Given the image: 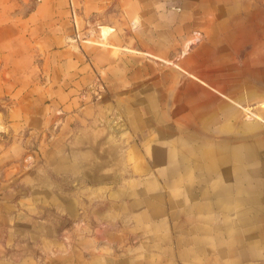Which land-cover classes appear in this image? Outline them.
Returning <instances> with one entry per match:
<instances>
[{"label":"crops","instance_id":"0c3cea01","mask_svg":"<svg viewBox=\"0 0 264 264\" xmlns=\"http://www.w3.org/2000/svg\"><path fill=\"white\" fill-rule=\"evenodd\" d=\"M70 1L78 30L85 28L84 17L100 18L99 38L94 40L100 46L77 47L66 41V36L74 35L69 0H0L4 4L0 6V240L46 245L59 234L67 242L74 240L66 246L59 241L55 251L46 252L48 264H189L190 258L200 264H264V53L253 50L249 62L240 68L228 63L225 73H218L222 67L217 62L206 68L187 62L198 68L190 75L200 83L186 84L178 96L176 112L183 113L175 119L176 129L161 124L160 138H170L168 144L154 145L142 160L137 143L115 146L88 125L95 108L88 94L80 95L79 86L94 76L99 63L123 62L118 49H129L123 44L142 33L136 29L129 37L119 32L125 15L122 6L127 5L132 16L135 3L146 0ZM174 1L184 10L194 2ZM218 1L196 0L197 10L191 9L202 15L212 9L219 16L225 14L213 25V42L220 36L236 45L252 39L254 30L264 26L258 7L264 0H222L230 1L226 9ZM237 8L242 11L233 16ZM46 32L58 35L62 46L46 49ZM157 36L153 30L146 35L150 48H163L171 41L170 37L165 41L166 34ZM35 58L44 72L45 67L52 68L46 86L38 78ZM107 71L102 80L124 82L118 75L109 77ZM232 72L240 76L232 79ZM112 91L108 87L94 102L101 111L110 109ZM124 93L118 91L116 97ZM147 97V110L154 112L153 98ZM245 102L258 105L253 111L238 105ZM135 108L123 105L118 112L132 114L127 124L140 130ZM159 117L164 120L166 113ZM101 147L117 164L127 160L131 175L122 174L112 184L89 183L100 178L93 176L94 163L106 162ZM158 164L165 165L160 175L169 188L188 178L184 175L190 174L189 169L196 171L185 202L163 201V193L156 189ZM126 179L132 185L125 184ZM75 180L78 184L72 186ZM45 207L65 212L71 228L57 234L45 217H37ZM89 212L95 214L98 227L91 224ZM119 217L165 228L149 244L159 253L145 260L135 254L117 258L108 247H100L102 240L114 239L111 229L118 228ZM18 255V262L29 263L27 254Z\"/></svg>","mask_w":264,"mask_h":264},{"label":"rangeland","instance_id":"374dc122","mask_svg":"<svg viewBox=\"0 0 264 264\" xmlns=\"http://www.w3.org/2000/svg\"><path fill=\"white\" fill-rule=\"evenodd\" d=\"M191 4L190 8L183 9L180 2L174 0H146L144 2L135 3L133 15L129 14V7L127 5L122 6V24L119 26L122 30L119 31L125 36H131L136 29L142 33L140 37H133L130 39V43H124L129 47L119 48L117 56L122 58L123 62H104L99 63V68L96 67L94 76L87 80L84 84L79 86L80 95H87L91 98L94 105V115L90 116L88 125L92 126L94 132H99L101 138H107L110 144L117 145L118 147L127 146L132 143H137L140 146V152L142 154V160L147 158L151 148L154 145L166 146L168 139L160 138V126L161 124H169L176 129V117L182 115L183 112H176L180 104L178 96L183 92V88L186 84L194 82L199 84L200 82L192 77L190 74L197 72V69L190 68L187 62H199L203 68L212 66L217 62V66L222 67L218 73L227 72L228 63L234 64L238 68L242 67L244 62H249L250 53L255 50L257 52L264 53V43L261 41L264 39V26L258 30H254L255 36L250 40H242L232 46L228 45L225 40L218 37V41L213 42V25L215 22L221 20L224 15H218L217 11L206 12L202 15L200 12H193L197 10L198 4L196 0ZM230 1H218V5L226 9L228 8ZM4 5V4H0ZM70 14V21L74 28L73 36H66L68 43L74 44V46L80 47V44H92L94 46H100L95 43L94 40L99 38V26L100 18L95 17L93 14H89V17H84L83 29L78 30L75 25L74 11L71 5V1L67 5ZM258 7L262 12L264 19V1L258 4ZM240 9H234L232 11L233 16L240 14ZM182 12H186V18L181 16ZM151 14L150 19H148ZM155 14V20L152 17ZM131 16V22L129 17ZM91 17V18H90ZM119 17V18H121ZM123 17L125 19H123ZM133 17V18H132ZM157 23L154 25L153 22ZM124 22V24H123ZM249 23V21H247ZM91 27L87 30V27ZM114 28V26H110ZM48 29L46 28V31ZM106 27L102 28L103 33ZM149 30L157 32L158 36L166 34L165 41L171 38V41L163 46V48L157 46V49L150 48V44L146 43L145 37L149 34ZM46 32L44 35L45 40L52 41L46 44V49H56L61 47L63 40L56 38L58 35L49 34ZM220 33V32H219ZM146 34V35H145ZM170 34V35H169ZM157 36V37H158ZM31 37V36H30ZM33 37H36L33 35ZM260 39V41H256ZM159 40V38H158ZM92 42V43H89ZM94 42V43H93ZM35 45V43H34ZM36 46V45H35ZM102 48L107 45H101ZM136 49V50H135ZM42 59V56H38ZM33 62H36L38 68V78L46 86L49 84V78L47 75V67L41 69L38 64L37 58ZM105 70V71H104ZM109 74V77L118 75L124 79V82L115 79V82H106L102 80L104 73ZM240 74L232 72V79L238 78ZM108 83V85H107ZM55 84V82L53 83ZM56 85V84H55ZM108 87H112L113 98L111 99L110 109L101 111L94 102L100 100ZM119 87V88H118ZM125 92L121 94L119 99L116 97V92ZM13 94V93H12ZM150 94L153 98L154 112L148 111L149 101L147 95ZM14 95V94H13ZM133 95L136 96L133 97ZM90 101V99H89ZM124 106L136 107L138 117L141 122V129L137 130L130 127L127 123L130 122L132 114L123 115L118 111ZM244 108L251 109L253 111V105L245 102L244 104H238ZM251 107V108H250ZM153 112V113H152ZM161 112L166 113L164 120L160 119L159 114ZM245 115L242 114L241 117ZM160 119V120H159ZM87 123V122H86ZM149 125V126H147ZM175 134L176 131H173ZM173 134V136H174ZM107 146V144H105ZM104 146V147H105ZM101 154L105 163H102L100 173L105 175L103 181L87 182L96 185L100 183L112 184L120 181L122 174L125 177L131 175L129 163L127 160L123 163H116L113 156L107 155V152L101 147ZM103 160V161H104ZM131 163V162H130ZM133 163V162H132ZM131 163V165H133ZM164 164L157 165V191H161L164 195L166 203L173 202H185L187 198L186 188L191 185L193 181L197 179L196 171L189 169L190 174L184 175L188 177L185 180L179 181L175 187L169 188L163 182L164 179L160 175L165 171ZM108 176V177H107ZM107 177V178H106ZM78 181L75 180L71 185L77 186ZM127 184V179L126 183ZM132 185L130 184H127ZM14 189V187L12 188ZM104 195V194H103ZM103 197V196H102ZM165 203V204H166ZM46 209V210H45ZM45 210V211H44ZM91 224L94 227L99 226V222L96 219L94 213L88 214ZM38 218L45 217L51 224L57 234L62 233L63 230L69 229L72 226L70 217L65 212H60L51 207H45L37 214ZM148 220L137 219L135 222L132 220L118 218V228L111 229L114 239L102 240L100 247H108L111 251L110 254L114 257H125L128 255H134L136 259L145 260L149 255H155L159 253L154 248H150L149 244L153 243L154 236H161L165 232V228L158 227L154 229ZM168 227V224H167ZM169 228V227H168ZM2 237H0L1 239ZM61 241L65 246L67 243H73L74 240H69L64 236L53 235L51 244L43 245L35 240H27L20 243H6L0 240V264H25L18 262L16 256L18 254H27L29 256V263L27 264H48V257L46 252H52L57 249V245ZM140 246V248L133 250L132 247ZM211 255V254H204ZM215 255V254H213ZM178 263V262H177ZM180 264V263H178ZM189 264H200L196 258H190ZM207 264H213L208 261Z\"/></svg>","mask_w":264,"mask_h":264},{"label":"water","instance_id":"95a60500","mask_svg":"<svg viewBox=\"0 0 264 264\" xmlns=\"http://www.w3.org/2000/svg\"><path fill=\"white\" fill-rule=\"evenodd\" d=\"M99 167L102 168V165H101V164H98V163H94L93 176H94V175H98V176H100V178H98V179L91 178L92 181H96V180H97V181H99V180L102 181V180L105 179V175H103V174L100 173V169H101V168L98 170ZM107 177H108V176H107ZM107 177H106V178H107Z\"/></svg>","mask_w":264,"mask_h":264},{"label":"bare ground","instance_id":"6f19581e","mask_svg":"<svg viewBox=\"0 0 264 264\" xmlns=\"http://www.w3.org/2000/svg\"><path fill=\"white\" fill-rule=\"evenodd\" d=\"M263 155H264V153L262 152L261 156H263Z\"/></svg>","mask_w":264,"mask_h":264}]
</instances>
